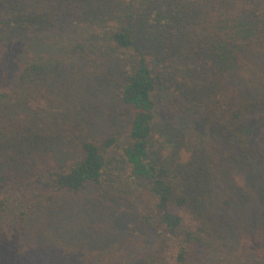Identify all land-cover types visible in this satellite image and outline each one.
Here are the masks:
<instances>
[{
  "label": "trees",
  "instance_id": "trees-1",
  "mask_svg": "<svg viewBox=\"0 0 264 264\" xmlns=\"http://www.w3.org/2000/svg\"><path fill=\"white\" fill-rule=\"evenodd\" d=\"M76 31L70 69L14 64ZM109 89L125 137H82L42 173L34 154L69 144L59 112L86 125ZM157 124L186 162L153 153ZM231 172L244 187L216 198ZM0 189V264H207L197 250L264 264V0H0Z\"/></svg>",
  "mask_w": 264,
  "mask_h": 264
},
{
  "label": "rangeland",
  "instance_id": "rangeland-1",
  "mask_svg": "<svg viewBox=\"0 0 264 264\" xmlns=\"http://www.w3.org/2000/svg\"><path fill=\"white\" fill-rule=\"evenodd\" d=\"M134 1L138 2L139 0ZM71 35H66L62 38L47 41L40 40L39 43L35 42L39 40H31L28 44L24 45L23 54L21 52L18 54L19 51H16L14 53V64L17 67L24 59H29L34 53L35 56L40 55V57H43L44 60L50 59L52 61L55 60L58 56H61L65 68L70 69V63H73L74 61L72 59V56H69L68 50L74 44L75 40L83 39L85 33L84 31H76L73 37ZM176 78L178 80H181L182 73H177ZM82 91L84 92V94H88V89ZM172 91H174V89ZM91 106L92 109L84 115V119H87L86 125L80 124L79 128H74L72 126L77 121L74 120V115H72L71 118H68L65 122L63 118V116L65 115L59 112L58 116H62V120L58 123V126H55V131L59 134L60 137H63L69 144L62 145V147H59L58 149L55 146H51V148H45L42 153L34 154L38 165L42 167V169L39 167L42 173L46 171L56 170L65 164H69L77 153V149L74 143L82 137H92L98 143H100L102 138L104 136H107L108 134H118V136H120L121 138L125 137L124 135H126V116L128 114V109L127 107H125V105L122 104V102H120L118 97L112 94V92L110 93V89L107 92V95L103 96V98L100 100V102H98L97 105ZM72 111H79L77 109V105H65V112L69 113ZM21 114L22 112H20L17 115L16 119L12 120V122L8 125L5 122L4 125L7 129L5 131L6 135L8 134V130H10L12 126H15L20 121ZM168 127V125H156V129L154 130L152 139V151L159 158L171 159L172 157H174L175 162L178 161V163L182 159H185L183 160L184 163L187 161L186 159H188L189 152L191 153V150L190 148H185L184 146L177 149L174 144L171 145L165 133V130ZM51 132L52 130H48L46 132H42V135L45 136L46 134H50ZM107 152L108 157L115 156V152ZM229 175L232 176L226 178L225 183H221L215 188L213 194H215L216 198H220L223 195L226 197L229 194L227 188L229 189V182L233 186V180L235 181L234 183L236 185L244 187V185L241 184L240 180L238 183V179H242L240 172L235 174H232L231 172ZM0 194H3L6 198L11 196L9 192L3 191L1 189ZM5 245L9 246V244ZM197 254L199 256L201 255L207 262V264L238 263L236 254H233V252H228L226 250L221 251L218 254L215 252H203L202 250H197Z\"/></svg>",
  "mask_w": 264,
  "mask_h": 264
}]
</instances>
